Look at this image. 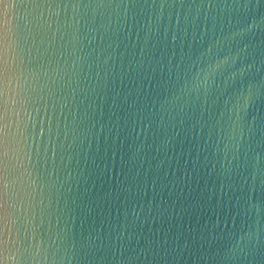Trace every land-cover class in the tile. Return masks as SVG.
<instances>
[{
	"label": "water",
	"instance_id": "1",
	"mask_svg": "<svg viewBox=\"0 0 264 264\" xmlns=\"http://www.w3.org/2000/svg\"><path fill=\"white\" fill-rule=\"evenodd\" d=\"M0 264H264V0H0Z\"/></svg>",
	"mask_w": 264,
	"mask_h": 264
}]
</instances>
